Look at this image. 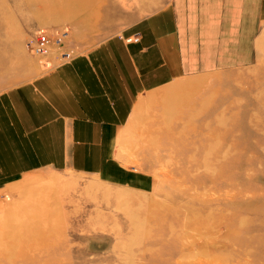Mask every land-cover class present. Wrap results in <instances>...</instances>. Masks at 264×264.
<instances>
[{"label":"rangeland","instance_id":"obj_1","mask_svg":"<svg viewBox=\"0 0 264 264\" xmlns=\"http://www.w3.org/2000/svg\"><path fill=\"white\" fill-rule=\"evenodd\" d=\"M169 1L0 0V92ZM37 32L66 35L40 57ZM254 54L141 105L120 145L150 186L68 170L0 191V264H264V44Z\"/></svg>","mask_w":264,"mask_h":264},{"label":"crops","instance_id":"obj_2","mask_svg":"<svg viewBox=\"0 0 264 264\" xmlns=\"http://www.w3.org/2000/svg\"><path fill=\"white\" fill-rule=\"evenodd\" d=\"M259 44L264 0H170L87 52L6 88L0 191L68 170L125 190L150 186L120 145L141 105L173 82L232 67L246 52L254 57Z\"/></svg>","mask_w":264,"mask_h":264},{"label":"built area","instance_id":"obj_3","mask_svg":"<svg viewBox=\"0 0 264 264\" xmlns=\"http://www.w3.org/2000/svg\"><path fill=\"white\" fill-rule=\"evenodd\" d=\"M65 35L66 34L64 33V34L56 35L55 38H51L53 36H48L43 32H37L34 35V39L30 40L26 44V48L31 55H39L40 57H45L49 53V48L51 46H54L53 44L58 46L61 43L62 39L65 37ZM69 58L70 55L67 53L60 55L61 61H64V59H69ZM42 66L45 67L46 71H50V69L53 68L52 64L46 65L44 62L42 63Z\"/></svg>","mask_w":264,"mask_h":264}]
</instances>
